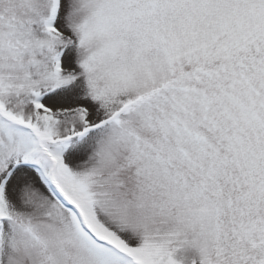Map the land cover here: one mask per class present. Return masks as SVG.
I'll return each mask as SVG.
<instances>
[{
    "label": "snow or ice",
    "instance_id": "snow-or-ice-1",
    "mask_svg": "<svg viewBox=\"0 0 264 264\" xmlns=\"http://www.w3.org/2000/svg\"><path fill=\"white\" fill-rule=\"evenodd\" d=\"M0 264H264V0H0Z\"/></svg>",
    "mask_w": 264,
    "mask_h": 264
}]
</instances>
